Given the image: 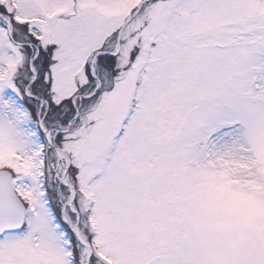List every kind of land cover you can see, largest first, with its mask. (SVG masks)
<instances>
[{
  "label": "snow or ice",
  "instance_id": "6c2138e0",
  "mask_svg": "<svg viewBox=\"0 0 264 264\" xmlns=\"http://www.w3.org/2000/svg\"><path fill=\"white\" fill-rule=\"evenodd\" d=\"M0 264H264V0H0Z\"/></svg>",
  "mask_w": 264,
  "mask_h": 264
}]
</instances>
